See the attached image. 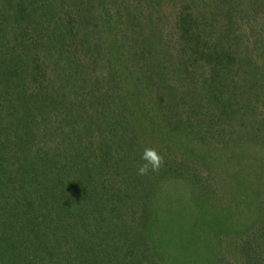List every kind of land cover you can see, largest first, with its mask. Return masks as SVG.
I'll use <instances>...</instances> for the list:
<instances>
[{
    "label": "trees",
    "instance_id": "16d2710c",
    "mask_svg": "<svg viewBox=\"0 0 264 264\" xmlns=\"http://www.w3.org/2000/svg\"><path fill=\"white\" fill-rule=\"evenodd\" d=\"M0 264H264V0H0Z\"/></svg>",
    "mask_w": 264,
    "mask_h": 264
},
{
    "label": "clouds",
    "instance_id": "9594fccd",
    "mask_svg": "<svg viewBox=\"0 0 264 264\" xmlns=\"http://www.w3.org/2000/svg\"><path fill=\"white\" fill-rule=\"evenodd\" d=\"M143 163L139 164L136 169L138 175H145L149 171L155 172L162 164V157H160L155 149L145 148L140 157Z\"/></svg>",
    "mask_w": 264,
    "mask_h": 264
},
{
    "label": "rangeland",
    "instance_id": "374dc122",
    "mask_svg": "<svg viewBox=\"0 0 264 264\" xmlns=\"http://www.w3.org/2000/svg\"><path fill=\"white\" fill-rule=\"evenodd\" d=\"M177 204H179V201H177Z\"/></svg>",
    "mask_w": 264,
    "mask_h": 264
}]
</instances>
